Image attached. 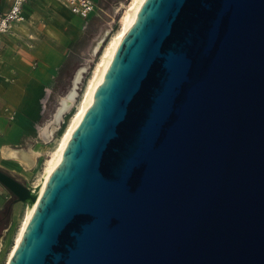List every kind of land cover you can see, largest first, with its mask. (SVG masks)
<instances>
[{
    "label": "water",
    "instance_id": "water-1",
    "mask_svg": "<svg viewBox=\"0 0 264 264\" xmlns=\"http://www.w3.org/2000/svg\"><path fill=\"white\" fill-rule=\"evenodd\" d=\"M9 264H264V0H144Z\"/></svg>",
    "mask_w": 264,
    "mask_h": 264
},
{
    "label": "rangeland",
    "instance_id": "rangeland-1",
    "mask_svg": "<svg viewBox=\"0 0 264 264\" xmlns=\"http://www.w3.org/2000/svg\"><path fill=\"white\" fill-rule=\"evenodd\" d=\"M97 1L101 9L98 13L89 18H83L74 14L58 0L53 1L54 5L51 8H49V6L44 7L45 9L42 11L41 16H38V18H40L39 21L41 22V27H39V24L37 25L38 28H42L41 31L38 30V36L43 37L40 43H35L32 46L30 43L20 44L18 42L15 44H12V42L9 44L6 42V44H4V42H2V37L11 30H14L18 22H14L10 29L1 37L0 51L5 49L7 43L9 44L6 58H4L3 61H0V64H2L4 68L9 66L17 68V65L23 67L21 64L24 63L26 64V72L28 75H31L33 71L45 67L48 64L51 65V62L54 61V66H50L54 76L50 82L48 98L45 101L43 115L38 122L35 135L30 138H25L14 145L5 144L9 142L7 139H0V142L2 144L4 143L0 152V157L2 158H0V168L16 177L29 188L37 181L47 159L55 150L61 134L71 118V113L74 112L80 102L87 82L100 58V55L102 54V51L110 37L118 30L121 16L126 10L127 5L131 2V0ZM106 32H110V35H107L108 37L103 39L97 49L98 52L96 49L94 51L97 44L96 42H98L99 38H101ZM22 45L23 49L26 47L28 50L26 61L20 57L18 58L19 55L17 51L10 47L16 46L17 49H20ZM47 52L50 55L53 54L55 58L52 60L48 59L46 57ZM33 66H36V68H33ZM82 66H85L86 70L77 86L73 106L63 114L59 124L52 133V137L44 135L42 127L51 117L58 103V98L66 94L70 89L76 70ZM0 77L2 80L8 82H14L18 79L15 76H12L11 79L7 78V76ZM5 147L33 149L38 153L36 164L27 167L26 165L22 166L15 161L9 160L3 154V149ZM4 210V215L0 219V264L5 263L14 243L24 212V202L17 199L14 195L12 200L7 202Z\"/></svg>",
    "mask_w": 264,
    "mask_h": 264
},
{
    "label": "crops",
    "instance_id": "crops-1",
    "mask_svg": "<svg viewBox=\"0 0 264 264\" xmlns=\"http://www.w3.org/2000/svg\"><path fill=\"white\" fill-rule=\"evenodd\" d=\"M53 1L54 0H29L23 8V22H18L14 30L5 34L2 37V42H4V44H6V42L9 44H11V42L12 44L16 42L20 44L30 43L31 46L35 43H40L43 37L38 36V30L41 31L42 29L37 26L39 24V27H41L40 18H38V16H41L42 11L45 9L44 7L49 6V8H51L54 5ZM13 2L14 0H0V13L7 12L11 8ZM8 43L5 49L0 51V61H3L7 56V51L9 50ZM30 45L29 47L31 48ZM10 47L17 51L19 55L18 58L20 57L26 61L28 50L25 46V49H23V45L20 49H17L16 46ZM46 57L51 60L55 58L53 54L50 55L48 52ZM21 65H23V67L17 65V68L13 66L4 68V66L0 64V76H7L9 79H11L12 76L18 78L17 81L8 82L2 80L0 77V139H7L9 142L5 144L8 145H14L25 138H30L35 135L38 122L43 115L45 101L48 98L50 82L54 76L50 68V66H54V61L51 62V65L48 64L45 67L33 71L31 75H28L26 72V64L23 63ZM33 68H36V66H33ZM3 145L4 143L2 144L0 142V152ZM7 158L24 166V164L19 162L20 160L16 158ZM13 196L14 194L0 182V219L4 215V208L7 202L11 201Z\"/></svg>",
    "mask_w": 264,
    "mask_h": 264
},
{
    "label": "bare ground",
    "instance_id": "bare-ground-1",
    "mask_svg": "<svg viewBox=\"0 0 264 264\" xmlns=\"http://www.w3.org/2000/svg\"><path fill=\"white\" fill-rule=\"evenodd\" d=\"M143 2L144 0H131V2L127 5L126 10L121 16L120 26L118 30L110 37L108 43L106 44L104 50L102 51V54L100 55V58L98 59L92 71V74L87 82L86 88L80 99V102L78 103V106L75 108L74 112L71 113V118L62 132L55 150L47 159L37 181L32 186H30L29 189L31 195L26 200H23L24 202L23 216L20 222L19 229L15 236L14 243L4 264H9L11 257L16 247L18 246L22 238V235L26 229V226L34 212L38 198L41 196L45 186L49 181V178L53 170L57 166L69 139L71 138L79 122L81 121L82 117L87 111V108L89 107L91 100L93 99V96L95 95V92L99 84L101 83L105 72L107 71V68L110 64L113 54L115 53L124 35L129 30L130 26L135 20V17L139 9L141 8ZM107 35L109 36L110 32L104 33L101 36V38H99L98 42H96L97 44L95 43L96 46L94 45L95 46L94 51L95 49L97 51L103 39L105 37H108ZM85 70H86L85 66H82L78 70H76L71 82L70 89L67 91L66 94L58 98V103L51 117L46 121V123L42 127V132L44 133V135L52 137V133L59 124L61 118L63 117V114L73 106L76 95V89L79 82L82 79ZM3 153L6 157L16 158L17 160H20L19 162L23 163L24 166L26 165L27 167L35 165L38 157V153L31 148L24 149V148L7 147L4 149Z\"/></svg>",
    "mask_w": 264,
    "mask_h": 264
},
{
    "label": "built area",
    "instance_id": "built-area-1",
    "mask_svg": "<svg viewBox=\"0 0 264 264\" xmlns=\"http://www.w3.org/2000/svg\"><path fill=\"white\" fill-rule=\"evenodd\" d=\"M29 0H14L11 8L4 13H0V40L14 22L24 20V5ZM62 2L71 12L83 18H89L100 11L97 0H58Z\"/></svg>",
    "mask_w": 264,
    "mask_h": 264
}]
</instances>
